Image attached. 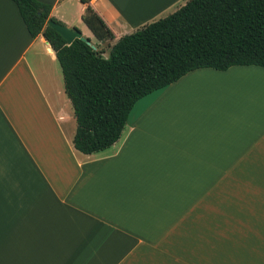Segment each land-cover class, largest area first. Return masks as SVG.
Listing matches in <instances>:
<instances>
[{"label":"crops","instance_id":"1","mask_svg":"<svg viewBox=\"0 0 264 264\" xmlns=\"http://www.w3.org/2000/svg\"><path fill=\"white\" fill-rule=\"evenodd\" d=\"M38 1L107 56L186 2L97 0L99 42L84 2ZM155 96L78 151L54 49L0 0V264H264V67L196 68Z\"/></svg>","mask_w":264,"mask_h":264},{"label":"trees","instance_id":"2","mask_svg":"<svg viewBox=\"0 0 264 264\" xmlns=\"http://www.w3.org/2000/svg\"><path fill=\"white\" fill-rule=\"evenodd\" d=\"M13 1L30 35L41 34L55 51L76 122L73 145L82 153L111 146L138 99L188 71L264 67V0H186L168 15L121 36L107 57L95 43L93 48L80 38L67 44L47 24L49 19L62 23L51 15L52 5ZM82 20L97 41L113 37L91 5Z\"/></svg>","mask_w":264,"mask_h":264},{"label":"water","instance_id":"3","mask_svg":"<svg viewBox=\"0 0 264 264\" xmlns=\"http://www.w3.org/2000/svg\"><path fill=\"white\" fill-rule=\"evenodd\" d=\"M47 24L53 27L58 33H60L67 44H70L75 38H80L82 40H85L88 44L95 48L91 41L88 40L79 29L68 27L65 24L58 23L51 19L47 21Z\"/></svg>","mask_w":264,"mask_h":264},{"label":"rangeland","instance_id":"4","mask_svg":"<svg viewBox=\"0 0 264 264\" xmlns=\"http://www.w3.org/2000/svg\"><path fill=\"white\" fill-rule=\"evenodd\" d=\"M98 49H100L99 47H98ZM101 50H102V55L103 56H107V55H104V48H101ZM107 54H108V52H107ZM203 79H206V81H203L201 84H208L209 83V80H210V77L209 76H204V77H202ZM162 89H158V90H155V91H153V92H151L150 94H148V95H146V96H144V97H142V98H140L139 100L141 101L140 103L141 104H137V106H136V110H138V109H141V108H144L145 107V105H146V103H151V101H153L154 99H155V95H156V93H158V92H160ZM129 119L128 120H130L131 119V117L129 116L128 117Z\"/></svg>","mask_w":264,"mask_h":264},{"label":"built area","instance_id":"5","mask_svg":"<svg viewBox=\"0 0 264 264\" xmlns=\"http://www.w3.org/2000/svg\"><path fill=\"white\" fill-rule=\"evenodd\" d=\"M95 1H97V0H84V3L86 5H90L91 3L95 2Z\"/></svg>","mask_w":264,"mask_h":264}]
</instances>
